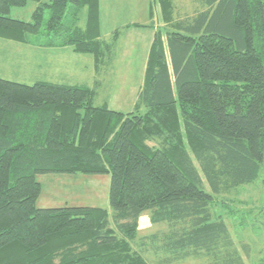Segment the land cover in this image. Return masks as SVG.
I'll return each instance as SVG.
<instances>
[{
	"label": "trees",
	"instance_id": "trees-1",
	"mask_svg": "<svg viewBox=\"0 0 264 264\" xmlns=\"http://www.w3.org/2000/svg\"><path fill=\"white\" fill-rule=\"evenodd\" d=\"M200 1L207 11L175 24L172 1L155 0L168 32L154 34L133 112L95 107L98 82L0 78V264H148L150 252L159 264H244L210 205L264 170V0ZM29 2L30 22L8 17ZM98 5L0 0V39L26 44L44 26L48 47L91 56L97 73L119 35L101 38ZM47 173L109 174L111 220L37 208ZM144 213L165 230L140 236Z\"/></svg>",
	"mask_w": 264,
	"mask_h": 264
},
{
	"label": "rangeland",
	"instance_id": "rangeland-1",
	"mask_svg": "<svg viewBox=\"0 0 264 264\" xmlns=\"http://www.w3.org/2000/svg\"><path fill=\"white\" fill-rule=\"evenodd\" d=\"M107 2V13L100 15L101 38L109 41L113 31L119 32V41L110 55L101 64L99 72H93L87 65L77 68L72 61L64 62L57 56L49 63L48 37L42 34L29 36L26 44L0 39V78L9 82L31 86L37 82L52 84L79 85L94 88L95 107L107 106L108 109L130 113L134 111L137 95L144 75L145 45L144 36L130 35L124 25L129 20V11L112 15L115 2ZM192 3V2H187ZM36 4L29 2L24 7H11L8 17L30 22ZM109 9V11H108ZM48 13L44 15V21ZM86 12L79 16L78 26H85ZM143 24V23H142ZM155 21L150 23L155 27ZM162 32L166 33L164 29ZM73 61L81 64L83 58L67 51ZM82 55V54H81ZM84 59V58H83ZM64 62V67L61 68ZM60 70V71H59ZM95 70V69H94ZM36 180L41 184V194L36 202L37 208L54 209L63 207H94L108 212L109 208V174H58L38 175ZM206 191L211 193L208 187ZM210 205L212 220L221 219L244 264H264V170L261 168L252 183L213 194ZM140 220V221H139ZM138 220V234L149 235L165 230V224H151L149 214L144 213ZM151 253V252H150ZM144 255L148 264H159V258L153 253ZM174 264H200L193 258Z\"/></svg>",
	"mask_w": 264,
	"mask_h": 264
},
{
	"label": "crops",
	"instance_id": "crops-1",
	"mask_svg": "<svg viewBox=\"0 0 264 264\" xmlns=\"http://www.w3.org/2000/svg\"><path fill=\"white\" fill-rule=\"evenodd\" d=\"M110 1L115 2V6H116L115 10L110 11L112 15L119 14L122 11L125 12L126 10L130 12V14H127V15L128 17H131V18H129V20L127 21H134V22H130L129 24L124 25L123 28L126 31V33H129L130 35H136L137 37L141 35L144 36V41H145L144 45H145L146 50H145L143 68L145 69L147 58H148V52H149L152 40L154 38L155 32L160 29H164L165 31L168 30L167 24H164L162 21L159 6L155 2V0H110ZM171 1L173 4L172 22L175 24L181 20H190L194 18L198 13L205 12L208 10V8L205 7L206 5L200 0H171ZM187 2H192V3H187ZM107 8H108L107 2H103V0H99V5H98L99 26L101 23L100 15L102 16L103 14H106ZM153 19L156 23L154 28L150 26V23L153 21ZM112 33L110 34V37ZM118 41H119V37L117 38L116 43L114 44V47H116V45L118 44ZM164 44H165V40H164ZM67 51L73 53L72 50L67 46L66 47H50V50L48 53V55L50 54L49 60H48L49 63H52L55 57L61 56L63 57L64 62L72 61L77 68H80L81 65L84 67V65L86 64L87 69L90 68L91 70H93V72L95 71L94 70L95 69L94 60L91 56L77 54V56H81L84 58V59L77 58L78 60H84L83 63L81 64L78 61H73L71 59L72 57L67 55ZM64 62L61 68L64 67ZM83 85L85 86L86 84H83Z\"/></svg>",
	"mask_w": 264,
	"mask_h": 264
}]
</instances>
